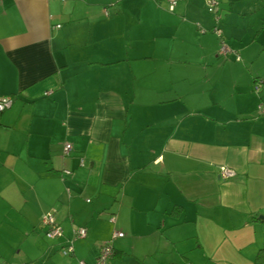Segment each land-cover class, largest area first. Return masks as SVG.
Masks as SVG:
<instances>
[{
	"label": "crops",
	"instance_id": "obj_1",
	"mask_svg": "<svg viewBox=\"0 0 264 264\" xmlns=\"http://www.w3.org/2000/svg\"><path fill=\"white\" fill-rule=\"evenodd\" d=\"M177 2L0 0V96L14 99L0 114V264L93 263L116 231L109 264L152 252L157 264H253L264 247V91L253 82L264 68L235 87L198 85L204 70L173 68L162 43L174 27L194 48L185 57L239 60L241 17L264 0H219L228 54L207 0ZM50 212L62 236H46Z\"/></svg>",
	"mask_w": 264,
	"mask_h": 264
},
{
	"label": "rangeland",
	"instance_id": "obj_2",
	"mask_svg": "<svg viewBox=\"0 0 264 264\" xmlns=\"http://www.w3.org/2000/svg\"><path fill=\"white\" fill-rule=\"evenodd\" d=\"M179 1V0H178ZM178 3V2H177ZM220 8V6H219ZM257 19V20H256ZM166 21V19H163ZM256 20V21H255ZM241 26L244 28V36L242 38V44L239 46H235L240 53V59L236 60L232 57L222 58L215 56L213 50L207 53V58L203 57L202 53H195L191 57H185L183 54V50L193 51L194 48L191 46L188 48L187 44H184V39L180 38V36H174L176 33V29L172 27V29H163L167 36V42L164 41L162 44L167 46V49L170 51L169 55V63L173 66V68H182L188 70H197L202 69L204 71L199 75V83L198 85L206 84L209 82H219L220 79L227 83L228 85H232L235 87L239 82L243 81L242 74L245 76H249V72L254 74H262L264 68V6L256 5L250 13L244 14L241 17ZM255 21L254 28L248 27V25ZM222 22L220 23V28ZM174 28V29H173ZM242 32V31H241ZM240 32V33H241ZM238 36V33L236 34ZM242 35L239 34L238 38ZM191 39V37H188ZM228 46L232 47V44L228 43ZM178 46H182V49ZM180 50V51H179ZM206 51V50H205ZM242 59V60H241ZM244 60H247L244 63ZM176 71V70H174ZM155 256L146 257V264H157L155 263V258H158L161 255V252H152ZM175 253V252H174ZM132 257L130 255L125 256V264H128ZM153 258V259H152ZM190 262L191 264H197L193 260H181L177 259L173 262H161L158 264H186ZM208 264H214L209 262Z\"/></svg>",
	"mask_w": 264,
	"mask_h": 264
},
{
	"label": "built area",
	"instance_id": "obj_3",
	"mask_svg": "<svg viewBox=\"0 0 264 264\" xmlns=\"http://www.w3.org/2000/svg\"><path fill=\"white\" fill-rule=\"evenodd\" d=\"M169 1V10L173 11L177 1L178 0H168ZM218 5L219 0H207V7L208 11L212 14L214 19L216 20L217 24L214 26L213 31L216 33V35L220 38V51L223 54H228L232 52L233 50L228 46L227 42L223 38V32L221 28L218 26V23L221 20V16L218 12ZM238 59H240V56L237 55ZM253 89L254 91L259 94L264 91V76H259L254 79L253 82ZM48 93V92H46ZM13 96L11 95H4L0 96V114L4 112L6 109L10 108L13 104ZM257 112L259 114H264V99H261L258 106H257ZM73 146L72 143L67 142L64 145L63 153L64 155H70L72 152ZM85 163L84 158H81V164L83 165ZM67 174H70V170L65 171ZM236 172L234 169L228 167V166H221L219 169V176L223 179H229L233 176H235ZM89 200V199H88ZM111 220H114V216L111 217ZM42 224L47 228L46 229V236L48 238H55L58 236L63 235V229L60 225H58L55 221L54 214L52 212L47 213L42 218ZM76 238H82L87 235V228L86 227H79L76 229ZM124 233L121 231H116L113 233L112 238L104 241L99 250V254L96 257L95 262L89 263L88 261L84 259H79L77 261V264H109V260L111 259L112 255L114 254V247L112 244L113 238L123 236ZM64 254H71L74 252V246L73 242L70 241L63 249Z\"/></svg>",
	"mask_w": 264,
	"mask_h": 264
},
{
	"label": "trees",
	"instance_id": "obj_4",
	"mask_svg": "<svg viewBox=\"0 0 264 264\" xmlns=\"http://www.w3.org/2000/svg\"><path fill=\"white\" fill-rule=\"evenodd\" d=\"M253 264H264V247L258 251Z\"/></svg>",
	"mask_w": 264,
	"mask_h": 264
}]
</instances>
